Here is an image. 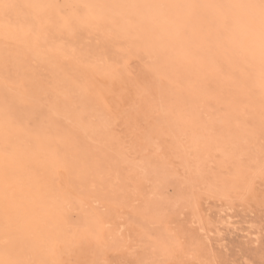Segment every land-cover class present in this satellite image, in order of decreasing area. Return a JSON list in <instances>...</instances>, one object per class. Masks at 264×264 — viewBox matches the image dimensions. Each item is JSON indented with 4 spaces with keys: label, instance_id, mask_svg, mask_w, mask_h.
Listing matches in <instances>:
<instances>
[{
    "label": "rangeland",
    "instance_id": "rangeland-1",
    "mask_svg": "<svg viewBox=\"0 0 264 264\" xmlns=\"http://www.w3.org/2000/svg\"><path fill=\"white\" fill-rule=\"evenodd\" d=\"M206 30L201 32L205 38ZM1 43L6 56L0 58V152H3L0 161L6 162L2 166L9 170L8 178L16 186L13 190L17 199L26 203L24 219L35 214L44 226L46 215L53 219L61 214V209H55L58 203L57 207L68 208L67 218H75L77 225L69 222L70 226L62 227L67 246L61 253L56 254L58 248L53 254L47 253L45 229L24 239L20 213L12 210L5 214L4 196L0 191V259L7 258V250L12 259L30 264H140L150 258L168 264H186L194 258L222 264H264V106L259 107L256 88L249 83L241 86L239 92L233 84L225 89L217 84V88L212 85L215 78H210L211 81L200 74L194 75L191 84L183 81L177 87L181 88L180 93H174L165 106L171 119L181 120L184 134L178 140L162 135L158 141L160 150H157L142 144L136 132L135 112H127V107L120 103L119 90L102 80L105 78L100 72L102 67H86L51 49L21 43L16 38L6 40L5 45ZM229 63L219 61L218 71L224 70L222 73L226 74ZM185 66L182 63L183 70ZM132 73L135 72L130 77L135 79ZM117 84L123 87V82ZM71 92H81L84 101L75 99L70 107L66 105L65 95ZM237 100L240 105H246L248 113L235 108ZM56 102L61 106L59 110H53ZM192 109L197 111L195 117L190 114ZM15 117L24 120L26 129L12 126ZM98 119L104 124L98 126ZM125 124L130 126L126 128ZM202 125L209 131L202 132V140L193 149L190 144L193 134H198ZM210 135L218 137L217 144L225 151L227 148L228 154H232V146L238 142L247 155H242L236 165L234 159L209 149L208 158L200 163L198 153L202 157L205 152L202 141ZM6 136L16 140L7 151ZM23 146L30 151L37 168L19 155ZM121 156L126 157V162L133 158L131 162H138L142 169L130 168ZM13 161L17 162L18 169L17 165L10 166ZM5 169H2L4 173ZM23 171L29 173L27 178L23 177ZM31 178L34 182L29 181ZM31 184L35 187L33 194L25 191ZM153 191L155 196L150 195ZM36 193L40 203L32 205ZM150 196L164 199L166 203L162 204L173 208L172 226L166 224L163 235L179 229L181 237L187 234L188 245L193 240L206 244L203 254L199 249L181 248L172 243L169 253L153 247L156 237L160 236L162 245L168 241L162 238L161 228L151 223V214H146L145 201ZM148 222L152 239L146 235Z\"/></svg>",
    "mask_w": 264,
    "mask_h": 264
},
{
    "label": "bare ground",
    "instance_id": "bare-ground-1",
    "mask_svg": "<svg viewBox=\"0 0 264 264\" xmlns=\"http://www.w3.org/2000/svg\"><path fill=\"white\" fill-rule=\"evenodd\" d=\"M57 1L56 0H3V2L21 5L24 7L13 10L9 18H5V16L2 13H0V41L4 42V43H1V42L0 43L5 45L6 40L16 38L21 43H30V45H33L34 47L37 46L38 48L44 47L47 49H51L53 50V52H55V54H59L61 56L65 55L64 57L70 58L71 60L76 61V62L79 61L81 65L84 64L86 65V67L88 66L102 67L103 70H100V72H102L105 77L102 80H104L106 84H109V86L112 89L119 90L118 93L121 96L120 103L124 105V107H127L128 109L127 112L131 111L130 114L132 112L133 113L135 112L136 114L135 121L137 123L136 132L144 141V142L142 141V144L146 143L147 146L154 147V148H157V150H160L158 141H160V137L162 135L163 136L166 135L171 138H175L177 140L182 137V135L184 134V128H183L181 120L178 119V117L177 119L176 118L171 119L172 116H170L168 112L169 110L167 111L165 105H166V102L171 100L172 98L171 96L174 93H180L181 88H177V87L180 86L183 81H186L191 84L192 82L191 80L193 79L194 75H197V74L208 77L209 79L212 77L215 78L214 81L212 82V85L216 86L217 88L218 86H221L222 89H225L229 85L233 84L237 88L238 92L241 86L248 85L249 83L252 87L258 90L256 93L258 95L259 107L264 106V102H262V98H264V92H262V89L260 86V78L258 75H256L259 73V69H256L255 67V66L259 67L258 61L253 62V66L251 67L248 65V63L245 62L243 55L240 54L241 52L240 45L245 44L246 41L244 40V37L240 33H237L235 37V40L237 42L236 51H233L231 48L219 46L216 41L214 42V39L216 38L215 26L208 22V20H211V18L213 17L214 10H211V9L198 10L197 14H193L188 9H177L175 10L174 14L166 18L164 16H161L155 10L132 9V8L124 7L127 5H145V4L205 5V4L245 3L247 2V0H63L62 4H59L58 3L59 1L58 2ZM82 5H90L92 7L90 9H83L80 7ZM28 6H40V7H28ZM85 12L89 14L87 17H84L83 15ZM101 15L106 17L110 21L106 25V28L108 31L113 33L114 36L118 37V39H112V40L105 39V38L101 39L100 36L97 35L95 29L90 24H87V21L91 20L93 17L101 16ZM204 17H207L208 20H205ZM129 18L133 19L132 24H128L126 22ZM66 22L69 24H72V23L77 24V31L74 34L69 33L67 30H65L64 25ZM203 29L205 30L207 29L206 30V32H208L206 35L207 38H205L201 34ZM195 34L198 35L196 36L197 38L195 37ZM129 37H135V39L134 40L129 39ZM193 38L195 39L193 40ZM101 41H103V44H101ZM129 47H132L133 50L128 52L127 56H125V51ZM137 51L139 52V56L136 55ZM4 56H6V52L3 51L2 45H1L0 58H3ZM223 60L224 61L226 60L227 62L230 61L229 63L230 66H228L227 70L225 71L226 74L222 73L224 70L218 71V67H217L218 62L223 61ZM182 63L186 65L184 70L182 67ZM118 64L123 65V66L118 67L117 66ZM249 69L251 70L254 69V70L253 72L249 73L251 71V70L249 71ZM246 71H249V72H246ZM131 72H135V73H132L135 79L130 77ZM248 76H252V77L247 78ZM210 80L212 81L213 79H210ZM117 82H123V87L119 86ZM238 94L243 96L240 93ZM65 96L66 97H65L64 102L69 107L73 104L75 99L76 101L77 99L84 101L83 100L84 97L81 92H78L77 94L76 92H71V93H67ZM178 99H182V95H178ZM242 100L245 101L244 99ZM247 103L248 102H246V104ZM55 104L56 105L53 107V110H56V109L59 110V107L61 106L57 102ZM242 104L240 105V101H238V103H236L235 108L240 112L248 113L247 112L248 110L247 111L245 110L246 105L244 106ZM167 107L170 108L171 106H167ZM252 107H255V106H252ZM63 108H67V107H63ZM196 112L197 111L194 109H192V111L190 110V114L193 117L197 115ZM130 114L128 115V118L129 116H131ZM123 116L124 115H122V117ZM130 118L133 119L132 117ZM98 124H99L98 126H100V125H103L104 122L98 119ZM125 125H126L125 127L128 128L127 126L129 124L128 125L125 124ZM110 127H112V124ZM115 127L117 128L116 125ZM120 128H122V126ZM120 128H118V131ZM206 131H209V128H207L205 125H202L200 130L197 132L198 134H195V135L193 134L192 143H190L193 149L194 147H196L197 145L196 143L200 142L199 140H202L201 138L204 135L202 132H206ZM191 134H192V131H191ZM226 136L228 135L226 134ZM250 136L252 137V135ZM217 143H219L218 137H213L211 135L210 137H208V140L202 141V144H204L205 146V152H204V156L202 157L198 153L199 157L198 156L197 157L199 158L200 163L201 161L208 158L209 149H213L212 151L219 152L220 155L227 156L229 159L230 158L232 160L234 159L235 164L237 163V161L240 160L242 155L246 154V152L245 154H243L245 150H243L240 146H238V142L234 143V145L232 146L233 147L232 154L230 153L228 154V152H226L227 148L225 147V145L224 147L226 148V151L224 150L222 145H220L221 146L220 147L219 144ZM1 154H3V152ZM19 155L24 157V159L26 158L27 161L29 160V165L35 164L34 163L35 159H31L30 151H28L26 147L23 146V148L19 152ZM1 156H0V159H2ZM128 156L130 155L128 154ZM6 158L8 159V157ZM121 158L124 163H127L129 165L130 168L142 169L139 166L138 162H137L138 164L131 162L133 158L131 159L130 162L128 161L126 162V160H124L126 159V157L123 158L121 156ZM228 161L230 162V160ZM14 162L15 161H13L10 164L11 167L17 165V162L16 163ZM3 163H6V162L0 161V167H1L0 168V191H1V194H3L4 184H5V175H4V171H2L3 168L5 169V167L2 166ZM241 164H243V162ZM17 169H18V165H17ZM154 169L156 168L154 167ZM60 170L58 171L60 172ZM158 171L160 172V169H158ZM161 172L164 174L163 170H161ZM146 174H147V171L145 175ZM28 175L29 173H26L23 171V177L27 178ZM18 176H21V175H18ZM156 178H159V177H156ZM9 179L10 178H8V183L11 184ZM32 179L33 178L29 179V181H31ZM154 179H155V176H154ZM31 182H34V180ZM33 186L34 185L31 184L29 188H26L27 190L25 191L33 194L32 190L33 189L35 190V187ZM158 186L161 187L160 183ZM13 187H16V186H13ZM44 192H45V189H44ZM37 194L38 193H36L35 198H33L32 205H36L40 203V200H38ZM153 194L154 196L156 195L154 191L150 195H153ZM163 201L164 199L161 200L158 198V196L157 197L150 196L145 201V208L147 209L150 206H153L156 204H162L165 202ZM52 202L54 203V201ZM174 203L176 204L175 201L173 202V204ZM24 205H26L25 202H22V200L17 199L16 192H15L14 198L10 200L9 205H8V209H9L8 212L12 210L13 211L17 210L18 213H20V216H18V218L22 219V222H21L22 229L21 230L23 233V238L29 239L33 235L36 236V233L40 232V229H43V230L45 229V233H46L45 237L47 239V243H46L47 246L45 248L48 249L47 253L53 254L54 249L56 248L59 249V251L56 252V254L61 253L64 250L65 246H67L66 245L67 242L63 238L64 230L62 227L64 226L66 227L67 225H69V222L71 224L77 225L76 224L77 222L75 223L76 221L75 218H72V219L67 218L68 211L66 210L68 208L65 209L63 208L64 206L57 207L58 205L57 203V205L55 206V209L56 210L61 209V212H60L61 214H58L57 215L58 217L57 218L54 217L53 219L52 217L48 219L49 216L46 215L45 224L43 226V223H42L43 220L40 219V217H38L35 214L34 216L29 217L28 219H24V214H25L24 211L25 209H27V208H24ZM18 209H20V211ZM52 209H54V207ZM46 210L48 211L47 208ZM50 214L52 216L51 212ZM62 214L65 216V218L63 219L61 218L63 216ZM55 216H56V213H55ZM78 221H81V220L79 219ZM139 221H137V223ZM142 221H145V219ZM83 222L85 221L83 220ZM144 223L146 222H142V224ZM149 223L150 222H148V226H147L148 229H149V225L151 224ZM95 226H97V224ZM156 226H159L158 223ZM78 227L80 226L78 225ZM95 228L97 229V227ZM159 241L160 240L157 239L156 237V241L154 242V246H153L156 250L162 253L163 252L166 253L168 250H170L169 246L171 242H167L166 245H162L163 243H159ZM84 243L86 242L84 241ZM91 243L89 242V245ZM149 245H151V243ZM34 252L40 253V250H35ZM85 253L87 254V252ZM150 260L152 259L150 258Z\"/></svg>",
    "mask_w": 264,
    "mask_h": 264
},
{
    "label": "snow or ice",
    "instance_id": "snow-or-ice-1",
    "mask_svg": "<svg viewBox=\"0 0 264 264\" xmlns=\"http://www.w3.org/2000/svg\"><path fill=\"white\" fill-rule=\"evenodd\" d=\"M21 5L11 4L3 2L0 0V13H2L5 18H9L11 12L15 9H19ZM28 7H40V6H28ZM83 9H90L92 6L90 5H82L80 6ZM124 7L132 8V9H148L155 10L161 16L169 17L174 14L177 9H188L191 13L197 14L198 10H206L211 9L214 10V15L211 20H208L207 17H204L205 20H208L209 23L215 26L216 33V42L217 44L224 46L226 48H231L233 51L237 49V42L235 37L237 33H240L244 40L245 44L240 45L241 52L243 55L245 62L251 67L253 66V62L258 61L259 64V78H260V86L262 92H264V0H247L245 3H227V4H205V5H196V4H188V5H179V4H145V5H127ZM84 17H87L89 14L85 12ZM110 21L104 16H96L91 20L87 21V24H90L96 31L98 36H102L105 39H118V37L114 36L113 33L107 30L106 25ZM128 24L133 23V19L129 18L126 21ZM87 26V25H86ZM65 30L69 33L74 34L77 31L76 23H65ZM129 39H135V37H129ZM123 47V46H122ZM132 47H129L125 51V56H127L128 52L132 51ZM136 55L139 56V52H136ZM118 67H122L123 65H117ZM262 102H264V98H262ZM13 127H17L20 129H26V124L22 118L15 117L11 121ZM16 143L14 138L6 136L5 139V150L13 147ZM5 184L3 190L4 203H5V214H8V205L12 198L15 196V192L13 190V186L8 183L9 170L5 169ZM173 212V208L169 205L156 204L150 206L146 209V214H151V223L159 224V227L162 230V238L165 241L171 242L172 244L184 248L186 246L199 249L201 254L206 249V244L203 242H198L193 240L191 245L187 244V234L185 233L183 237H181L180 230L175 229L167 232V235H163V229L165 225H171L170 216ZM146 235L149 239H152L153 233L150 229L146 230ZM160 239V238H157ZM7 258L0 259V264H30V262L21 261L17 259H12L10 254L5 253ZM140 264H168L166 261L161 260H146L141 261ZM185 264V262H182ZM186 264H222L221 261H210L208 259H192L191 261L186 262Z\"/></svg>",
    "mask_w": 264,
    "mask_h": 264
}]
</instances>
